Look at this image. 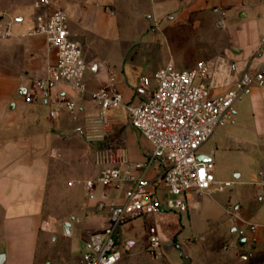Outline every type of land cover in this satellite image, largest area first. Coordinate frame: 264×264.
I'll use <instances>...</instances> for the list:
<instances>
[{
	"label": "crops",
	"instance_id": "obj_1",
	"mask_svg": "<svg viewBox=\"0 0 264 264\" xmlns=\"http://www.w3.org/2000/svg\"><path fill=\"white\" fill-rule=\"evenodd\" d=\"M25 1L0 0V29L12 22L15 32L23 30L32 13V2L26 4ZM135 1L138 3L134 5ZM140 1L58 0L53 3L66 13L69 32L82 47L88 65L84 75L88 91L103 86L112 73L124 103L135 101L133 88L138 78L151 74L167 62L150 64V60L135 59L137 53H145L137 51L136 40L130 41L118 63H111L96 50H88L94 45L89 31L101 27L113 31L114 17L123 14L125 7L135 10V23L141 26L136 37L144 44L146 52L153 55H158L160 40L165 46L169 45L164 33L167 25L186 29L190 40L188 48H193L196 56H203L202 60L207 62L234 60L241 71L256 69L264 63V0H143L141 7ZM200 1L219 6L224 15L212 9L214 24L202 27L196 18L187 25L191 9ZM106 4L113 5L112 15L105 12ZM54 61L43 35L0 38L2 264H79L89 236L99 230L107 218L108 208L99 204L121 201L122 189L96 185L91 196L85 194L83 181L98 173L92 157L93 174L79 180L80 202L74 219L66 223L64 229L55 224L51 225L54 230L47 228L43 202L48 193L50 169L87 168V153L91 149L82 138L81 128L85 117L97 112L88 92L78 94L64 82L52 84L40 92L35 101L24 100L32 80L46 75ZM58 96L73 100L76 109L67 110L63 101L56 100ZM237 105H245L250 114L249 125L245 126L255 130L261 142L258 150L261 164L264 160V87L253 86L248 94L236 100L233 114ZM51 109L56 110L54 118L49 115ZM110 114L112 140L104 145L123 147L130 160L144 162L149 142L130 124L124 106L111 110ZM244 142L248 144L249 140ZM205 144L200 148L201 153L215 149L205 148ZM158 172L159 167L152 165L145 175L153 178ZM235 176H242V172ZM256 183L238 180L239 191L229 190L224 196L217 190L202 195L192 193L186 211L151 214L149 219L161 239L157 258L146 250L144 218L131 219L117 232L121 256L115 264H264V195L256 194ZM70 187L74 188L75 184ZM250 224L254 225L253 230ZM241 238H245V242L239 244Z\"/></svg>",
	"mask_w": 264,
	"mask_h": 264
},
{
	"label": "built area",
	"instance_id": "obj_2",
	"mask_svg": "<svg viewBox=\"0 0 264 264\" xmlns=\"http://www.w3.org/2000/svg\"><path fill=\"white\" fill-rule=\"evenodd\" d=\"M30 19L20 32L12 22L0 29V38L14 35H43L55 61L46 75L32 80L24 100L38 99L40 92L52 84L64 82L78 94L89 93L97 112L85 117L81 135L92 151L98 167L95 177L85 179V194L100 185L122 189L120 202L110 200L99 204L108 208L103 226L93 232L81 254L79 264H115L121 251L117 232L133 218H144L146 250L160 256L161 239L149 216L158 211L184 212L188 197L209 191H222L231 185L230 180H218L213 171L215 149L201 153V146L219 125L233 112V104L248 94L253 86L264 87V63L256 69L241 71L237 61L207 62L199 59L193 66L179 69L172 62L160 66L149 75L138 78L133 88L135 101L124 103L123 95L110 73L107 82L94 91H88L84 75L88 69L82 47L71 36L67 16L51 0H33ZM213 10L221 16L219 6ZM69 111L76 109L73 100L58 96ZM124 106L130 124L149 142L144 162L129 159L123 147L104 145L112 138L113 117L110 111ZM49 115L54 118L56 110ZM206 159H199V156ZM157 165L159 172L148 178V167ZM256 194L264 195V160L259 167ZM249 228L254 229L250 224Z\"/></svg>",
	"mask_w": 264,
	"mask_h": 264
},
{
	"label": "rangeland",
	"instance_id": "obj_3",
	"mask_svg": "<svg viewBox=\"0 0 264 264\" xmlns=\"http://www.w3.org/2000/svg\"><path fill=\"white\" fill-rule=\"evenodd\" d=\"M56 1L58 0H51L52 4H56ZM31 2H33V0L25 1L26 4ZM137 3L138 2L135 1L134 5ZM139 4L140 7L143 6L144 1L141 0ZM134 5H132L133 8ZM212 9L213 4L200 1L199 5L196 4L194 9H191V13L194 14L190 13L186 24L190 25L194 23V21L197 20L196 18H199L202 27L214 24L213 21L215 19L213 18L214 14ZM104 10L110 15L115 12L113 5L110 4L104 5ZM134 11L135 10L125 7L123 14L121 13V15L114 17L116 25L115 28L112 29L113 31L103 27L99 30L95 28L90 30L89 35L94 40V45L89 46L88 50L90 52L96 50V52L111 63H118L121 61L127 45L132 43L130 41L136 40L138 42L137 51L143 52L144 50L145 53L141 55L137 53L135 59L150 60L152 61L150 64L167 60V62H172L175 67L183 69L193 66L194 62L198 59H203V56H196V52L193 48H188L190 43L188 32L186 29L178 26L171 27L165 25L167 28H165L164 33L167 41H169V45L165 46V42L160 40L161 44L158 46V55H153L150 51L146 52L144 44L136 37V32L141 26L135 23ZM190 46H192V44H190ZM171 54L173 56L169 57ZM208 61L210 62L211 60ZM244 107L245 105H237L236 114L232 113L224 124L217 126L205 142L206 144L204 143L205 148H215L213 171L216 178L221 180H233L228 188L222 191H216L222 196L226 195V192L229 190L238 192V180H248L252 183H256L259 177L258 167L261 160L258 150L261 142L255 130L252 131L250 127L245 126L246 124L249 125L247 120L250 118V114ZM239 117L241 119L237 121ZM232 120H234V122H232ZM250 132L251 134H249ZM247 139L249 140L248 144L244 142ZM227 148H230L231 151ZM91 153V150L87 153L89 154L86 158L87 168L82 170H79V168L73 170L50 169L47 187L48 193L43 202L44 211L46 212L44 219L47 223V228L49 227L51 230H54L51 225L55 224L58 228L63 227L64 229L66 223L74 219V212L80 202V190L78 189L80 187L79 180L93 174V155ZM240 172H242V176L236 177L235 175ZM72 183L75 184L74 188L70 187Z\"/></svg>",
	"mask_w": 264,
	"mask_h": 264
},
{
	"label": "water",
	"instance_id": "obj_4",
	"mask_svg": "<svg viewBox=\"0 0 264 264\" xmlns=\"http://www.w3.org/2000/svg\"><path fill=\"white\" fill-rule=\"evenodd\" d=\"M199 159H206V157L203 156V155H201V156H199ZM244 242H245V238H241V239L239 240V244H242V243H244ZM3 258H4V255H3V254H0V264H2V260H3Z\"/></svg>",
	"mask_w": 264,
	"mask_h": 264
}]
</instances>
